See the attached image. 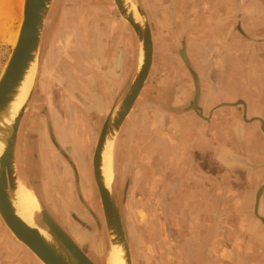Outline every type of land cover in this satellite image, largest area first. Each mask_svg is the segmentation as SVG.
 I'll use <instances>...</instances> for the list:
<instances>
[{"label": "flooded vegetation", "instance_id": "obj_1", "mask_svg": "<svg viewBox=\"0 0 264 264\" xmlns=\"http://www.w3.org/2000/svg\"><path fill=\"white\" fill-rule=\"evenodd\" d=\"M259 1L263 6L264 0ZM121 2L124 12L116 0H54L42 35L38 82L30 111L20 127L27 153L26 158L21 157L17 144L18 175L32 186L41 209L99 264L97 246L101 243L106 250L109 245L97 238V232L105 226V218L95 180L94 156L108 119H118L120 106L140 69L143 47L136 29L141 36H147L150 31L153 55L149 77L112 138L111 189L125 226V218L128 219V236L136 226L132 204L143 196L146 187L142 183L151 186L152 195L160 193L166 201L175 204L181 196L182 182L196 181V168L188 166L185 171L179 164L180 153L174 150L169 169L164 164L169 175H164L161 182L155 181L147 168L157 163L159 157L150 150L153 139L149 140L146 133L150 115L165 114L152 104H163L167 112L194 109L200 88L204 118H209L206 108L213 111L218 105L226 104H237L240 108V112L222 113L220 119L225 122L231 149L223 180H213L210 188L209 212L215 232L226 223L236 237L234 246L245 248L248 255L251 242L264 231V50L255 53L253 68L244 63L241 51L232 52L229 46L235 45L233 40L226 45L229 41L227 27H223L226 21L221 22L224 32H216L215 0L208 4V22H213L205 31L201 30V24L192 25L188 19V15L200 10L199 0H129L131 5L126 0ZM133 7L139 18L133 14ZM238 36L240 41L245 40ZM205 37L208 42L216 40L226 45L220 48L223 66L219 71L211 60L202 63L196 59L199 40L203 43ZM251 41L257 44L260 40L251 38ZM213 51L208 54L212 55ZM175 68L181 76L193 77V82L187 83L190 87L176 88L159 81L163 69L174 71ZM210 91L216 95L228 91V96L235 93L238 97L232 102L222 101L220 97L214 101L215 95ZM206 92L210 96L204 102ZM217 127L212 125L211 130ZM199 147L194 151L191 145L185 151L192 162L197 157H213L214 150L206 143L201 142ZM84 165L91 167L89 179L82 174ZM38 217L39 214L35 218ZM37 224L45 229L38 220ZM89 246L97 256L86 252Z\"/></svg>", "mask_w": 264, "mask_h": 264}, {"label": "water", "instance_id": "obj_2", "mask_svg": "<svg viewBox=\"0 0 264 264\" xmlns=\"http://www.w3.org/2000/svg\"><path fill=\"white\" fill-rule=\"evenodd\" d=\"M53 2L54 0H24L18 40L16 45L12 48L10 57L0 76V144H3L0 155V225L4 226L16 244L23 247L25 251L30 253L31 256L41 264H95L45 210L41 209L38 213L39 217L30 225L18 215L15 206L16 191L19 181L17 170V144L23 118L27 114L32 103L33 91L16 112H14L13 105L20 95L21 88L28 73H30L35 63H39L43 30ZM116 2L122 12H124L121 0H116ZM224 5L226 7H233L235 12L243 8H236L235 3L229 0H226ZM249 6L250 1L244 5V8H248ZM225 15L226 22L234 21V23H238L239 21L237 26L234 24L231 25L229 30V41L226 45L230 44L232 40H239L238 34L247 40V26L249 28L248 30H257L261 34L264 32V27H257L256 25L254 27L253 25L244 27L243 23H241V19H237V17L235 18L233 16L229 17L231 15L229 10L225 11ZM128 19L134 25L130 18ZM221 29V26L217 27L216 32L221 33ZM136 31L142 41L144 64L140 67L132 87L120 106L117 114L118 119L114 121L108 119L94 156L95 180L101 195L109 243L112 248L118 247L124 258L125 264H133L130 240L120 210L113 198L112 189L111 187L108 188L105 183L102 170V154L108 136H110L111 139L114 137L115 130L119 127L121 122L120 120L128 116L139 99L152 68L153 48L150 31H148L147 36H141L139 30L136 29ZM214 41L217 42L216 40ZM262 42L263 40L259 43ZM210 92L213 94L212 91ZM213 96L215 97L214 101L220 97L218 92L217 95L215 93ZM200 98L201 90L198 88L194 109L186 107L172 112H167L163 104H152L151 106L153 108L156 110L160 108L165 114L157 116L154 114L150 115L153 119L149 123L148 128L150 129V133L148 132V134L153 136L152 144H160V139H166L170 144H174V148L177 146L175 149L179 152L181 150V144L184 145L186 143L170 139L165 130L176 127V122L178 123L181 119L185 120L188 124L187 127H193L194 125L192 126V123L189 121V116L193 114L200 121L195 140L197 142L201 140L202 143H206V145L212 147L214 152H216V157L213 156L207 163L205 161V165H203L200 157H197L192 162L186 153L185 155L191 167L197 170L202 169L210 180L217 181L220 179L221 182L227 172L226 163L228 157H230L231 146L226 137L228 133H226L225 128H223L225 122L220 119H223V109L227 108L231 111V108H236L237 104H226L229 105V107L226 105H218L213 111L211 108L210 110L206 108V113H208L209 118H204V116L201 115L204 114V109L200 104ZM178 102L180 103L179 99ZM212 125L218 126V129L211 130ZM184 148H186L185 151H187L190 149V146L186 144ZM204 195L205 197L207 196V203L211 207L212 193L208 190ZM259 198L260 196L258 199ZM37 220L45 228L44 231L38 226ZM22 258L23 257L20 256L13 260L11 264H17ZM99 264L102 263L99 262Z\"/></svg>", "mask_w": 264, "mask_h": 264}, {"label": "rangeland", "instance_id": "obj_3", "mask_svg": "<svg viewBox=\"0 0 264 264\" xmlns=\"http://www.w3.org/2000/svg\"><path fill=\"white\" fill-rule=\"evenodd\" d=\"M215 1L216 4L213 6V9L215 8L213 12L216 15L215 24L217 27L222 26L221 22L226 20V10H229L231 14L229 17L233 16L241 19L239 10L235 12L233 7H226L224 5L226 0H222L221 2L219 0ZM229 1L235 3L237 0ZM199 2H201L200 10L192 13V15H188V19L192 25L201 24L203 26L201 30L205 31L204 28L213 22H208L210 20L208 18L210 12L208 4L210 0H199ZM240 6L235 5L238 9L242 8ZM22 12L23 10L20 8L19 0H0V76L12 52L14 46L12 43L13 39L17 35V32H19ZM232 24L237 26L239 21L238 23H234V21L225 22L223 27H227L226 32L229 33ZM222 31L224 32V29H221ZM201 40H199L200 44L195 55L196 59L202 63L211 60L216 67L215 69L219 71L221 69L220 66H223L220 58L221 53H219L220 48H225L226 45L222 46L223 44L220 41L208 42L207 37L203 39V43H201ZM209 51H213L212 55L208 54ZM177 67L179 66L177 65ZM163 71L161 77L159 76V81L176 85V88L186 87L188 82L189 84L193 82L191 75H188V77L185 75L181 76L183 74L178 73L177 68L174 71H169L168 69H163ZM213 73L217 74V71ZM214 74L213 78H215ZM154 78L157 79L158 75ZM181 79H184L185 82ZM41 88L44 89V86L42 85ZM144 93L146 94V91ZM178 93L176 92V94ZM30 121L32 122V119ZM168 130H165L167 134L173 131L172 129ZM174 130L177 131V127H174ZM18 139L20 156L26 158L27 147L24 145L21 132L19 133ZM181 145L179 164L186 171L189 166L188 158L185 155L186 148H184L186 144ZM210 148L212 149V147ZM181 155H183L182 159ZM200 158L202 159L201 163L203 165H205V161L207 163L210 159L208 156ZM196 174L197 178L194 183L193 181L182 182L180 190L181 197L175 203L180 205L179 208H175L173 202L169 203L166 201L160 193L154 194L155 196L152 195L149 184H141V186L146 188L142 194L143 196L140 194L142 198L132 204L134 207L133 219L135 220L134 223L136 226L129 233L133 264H264V231H261V237L258 236V238L251 242L249 247L250 253L248 255L244 253L245 248L234 246L233 243L236 242V237L234 238L233 232L231 233L232 230H229L225 226L226 223L221 224L218 231L215 232L212 228L210 209L206 200L207 196L205 197L204 195L208 190L211 192L210 188L214 182L213 180L210 181V178L202 169H196ZM139 185L136 184V186ZM221 207L223 209L222 205ZM125 223L128 229L127 218H125ZM0 231V264H11L13 260L20 256L23 258L17 264H41L30 253L25 251L23 247L14 242V239L6 231L4 226L0 225ZM97 233V238L101 237L104 243L110 245L106 225ZM137 243L139 246H136ZM100 244L97 246L98 253L102 258L103 264H106L111 250L110 247L104 250V246ZM86 252H92L96 255L94 249L90 246L87 247ZM96 258L101 262L100 257Z\"/></svg>", "mask_w": 264, "mask_h": 264}, {"label": "crops", "instance_id": "obj_4", "mask_svg": "<svg viewBox=\"0 0 264 264\" xmlns=\"http://www.w3.org/2000/svg\"><path fill=\"white\" fill-rule=\"evenodd\" d=\"M238 1V2H237ZM235 1V5H241L240 7H243L241 10H239V16L241 18V23H243V26L246 27L247 25H253V27L256 25L257 27H264V5H261V2L259 0H237ZM250 1V6L248 8H244V5H246V3ZM245 29V28H244ZM248 26L246 29V36H247V40H235L233 41V43L235 45L233 46H229L231 47V50L234 54H236L237 52L241 51L242 53V57H244V63L249 66H251L253 68V66L255 65L254 62L252 60V58L255 55V53L262 49L264 50V32L261 34L259 33L257 30H248ZM251 38H258L260 41L263 40L262 43H257L254 44L251 41ZM246 41V42H245ZM259 41V42H260ZM239 42L242 44L239 46ZM250 56V61H249V57ZM230 65L235 64V62H230ZM255 67V66H254ZM228 91L225 92V95H221L220 94V99H222V101H229L232 102L234 101L238 96L237 94H233V96H228ZM224 112H228L229 109H223ZM222 110V111H223ZM231 110L236 111V112H240V109L238 107L236 108H232ZM162 114V113H161ZM160 114V115H161ZM190 122L192 123L193 127H187L188 124L185 122L184 119L179 120V122H176V127H177V131L175 130L174 132V128L172 129L173 131L171 133L168 134L170 139H174L177 141H181L183 143H186L188 145H192L194 151L195 149H199L200 144H201V140L200 141H196L195 140V136L198 133V128H199V124L200 121L198 120V118L196 116H194L193 114H191L190 116ZM153 118L149 117V122H151ZM196 125V126H195ZM216 126V125H215ZM149 127V125L147 126ZM147 132L150 133V129L147 128ZM218 129V127H217ZM147 136L150 137L149 140L153 139V136H151L150 134L146 133ZM153 141V140H152ZM151 141V142H152ZM161 143L160 144H151L150 146V150L152 152L157 153L156 156H158L159 158H157L158 162L154 164H152L151 167H148L147 169H150V173L152 175V177L155 179V181H162V178L164 175H169L168 172H166V168L164 167V164L166 165L167 169H169V158L172 155V151H177L175 148L177 146H175L174 148V144H170L168 141H166V139H160ZM191 143V144H190ZM204 154H206L205 152H203ZM155 156V157H156ZM214 157H216V152H214L213 154ZM156 159V158H155ZM152 160H154V158H152ZM190 166V165H189ZM146 168V165L144 166ZM165 171V173H164ZM168 171V170H167ZM154 173V174H152ZM181 197V196H180ZM175 208H179L180 205H175Z\"/></svg>", "mask_w": 264, "mask_h": 264}, {"label": "bare ground", "instance_id": "obj_5", "mask_svg": "<svg viewBox=\"0 0 264 264\" xmlns=\"http://www.w3.org/2000/svg\"><path fill=\"white\" fill-rule=\"evenodd\" d=\"M126 2H128V4H130L129 0H126ZM19 5H20L21 10H23V8H24V0H19ZM131 10H133V14L135 13L134 15L136 16V18H139V13H138L137 9L133 7ZM22 14H23V12H22ZM125 22L128 23L126 19H125ZM18 34H19V32H17V35L13 39L12 43H13L14 46L17 43ZM143 64H144V51L142 50L139 67H142ZM38 77H39V63H35L33 65L32 69H31L30 73H28V75L26 77V80L24 81V84H23V86L21 88L20 95L18 96L16 102L13 105L14 112L19 110V108L23 105V103L26 101V99L28 98L29 94L32 91H33L32 93H34L35 87H36L37 82H38ZM209 96H210L209 93L206 92L205 96L203 97L204 102L209 100ZM60 139H61V137H60ZM113 143H114V140L111 139V137H109L108 141H107V144H106V147H105L104 152H103V167H102V170H103V176H104V179H105V183H106V186L108 188H110L113 185V181H114V169H113V145L114 144ZM2 148H3V144H0V155H1V152H2ZM89 168L91 169L90 166H89ZM89 168H87L84 165L82 174H83L84 177H86V179L90 178L89 177L90 176V169ZM26 182L27 181H25V179L20 174L19 175V181H18V188H17V191H16L15 206H16L18 215L26 223L31 225L36 220L35 217L40 212L41 207H40L38 198H37L32 186L28 185ZM42 231H44V230L42 229ZM109 247H110L111 251H110L109 259L106 262V264H125L124 258L122 257L121 252L118 249V247L112 248L110 245H109ZM99 256H100V254H99ZM100 259L102 261L101 256H100Z\"/></svg>", "mask_w": 264, "mask_h": 264}]
</instances>
